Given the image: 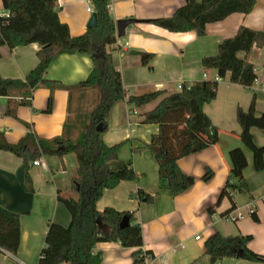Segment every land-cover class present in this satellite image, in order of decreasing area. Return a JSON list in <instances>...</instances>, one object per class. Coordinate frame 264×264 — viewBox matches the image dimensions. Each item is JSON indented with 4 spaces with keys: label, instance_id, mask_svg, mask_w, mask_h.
I'll return each mask as SVG.
<instances>
[{
    "label": "crops",
    "instance_id": "obj_1",
    "mask_svg": "<svg viewBox=\"0 0 264 264\" xmlns=\"http://www.w3.org/2000/svg\"><path fill=\"white\" fill-rule=\"evenodd\" d=\"M186 0H109L108 8L114 24L118 20L134 19L138 23L125 29L123 37H117L108 49L112 62L120 74L126 97L116 103L109 112L108 121H125L115 135H108L110 124L102 135L106 145L121 141L129 142L130 162L126 146L119 159L131 166L136 174L133 182H121L112 190H105L96 203L102 211L111 207L119 212H129L142 231V251L150 253L151 264H209L204 243L215 233L223 237L250 236L247 247L264 256V170L255 172L252 154L243 146L238 135L237 109L247 111L252 96H255L254 114H264V47H253L250 53H239L253 67L256 79L250 89L229 82V75L219 79L211 70H204L201 59L214 56L223 39L234 36L240 26L264 33V0H255L247 15L232 14L224 20L205 26L204 36L195 32L172 33L158 28L148 21L169 18L185 4ZM60 22L66 24L71 36L85 32L93 13L89 0H57ZM0 16H7L0 0ZM39 46L30 44L12 50L0 49V77L23 79L37 65L36 52ZM139 53L152 55L147 65L142 64ZM92 70L90 58L82 54H62L48 67L46 79L73 86L85 80ZM216 78L218 80H216ZM202 80L217 82L216 97L203 106V112L218 129V142L180 160L177 165L182 173L194 178V184L185 192L172 197L165 189L166 182L158 177L153 154L144 146L157 133L156 125L141 124L142 115L153 110L166 96L179 92L182 83ZM151 91L163 92L152 102L132 110L137 120L129 118L127 98ZM91 91H74L84 95ZM49 89L39 87L32 92L30 107L20 106L15 118L5 115L10 98L0 97V133L8 143H17L28 132L44 140L58 137L68 117V93L63 89L52 92L53 104L50 113H44ZM122 104V111L120 110ZM121 112L120 113L118 112ZM256 146L264 145V131L251 129ZM240 148L246 158L243 177L247 192L234 197L237 209L244 214L237 222L222 216L231 203L227 198L214 206L226 182L230 162L228 152ZM38 159L43 165L29 167L12 153L0 150V207L19 215L20 238L18 250L12 256L0 250V264H37L43 247L49 221L68 226L70 215L57 201V196L75 198L71 180L75 177L76 159L73 154L62 157L51 154ZM37 160V159H36ZM209 170L212 178L201 180ZM28 171L33 192L25 190V175ZM154 197L145 203L138 199V192ZM254 207L258 222L247 215V207ZM212 208L209 213L208 209ZM245 212V213H244ZM195 237H199L195 240ZM182 246V247H181ZM136 249L123 248L118 243H98L95 252L102 257V264H133Z\"/></svg>",
    "mask_w": 264,
    "mask_h": 264
},
{
    "label": "trees",
    "instance_id": "obj_2",
    "mask_svg": "<svg viewBox=\"0 0 264 264\" xmlns=\"http://www.w3.org/2000/svg\"><path fill=\"white\" fill-rule=\"evenodd\" d=\"M7 16H0V49L12 50L18 46L37 44V65L23 79L0 77V97L10 98L5 115L15 118V110L20 106L30 107L32 92L46 87L50 93L44 113L52 111V92L63 89L68 93V117L58 137L50 140L37 138L28 132L17 143L11 144L0 133V150L12 153L22 159L26 167L41 156L62 157L73 154L76 159L75 177L71 188L75 198L57 196L70 215V223L64 227L54 222L47 223V232L40 250L37 264H102V257L95 252L98 243H118L123 248H133V264L143 261L142 231L129 212H119L111 207L102 211L96 203L105 190L116 188L121 182H133L136 174L129 164L119 160L120 144L108 146L102 135L107 130L106 118L110 109L124 101L120 74L116 71L112 55L108 49L115 43V24L110 16L109 0H89L96 15L97 27L87 28L78 36H71L68 26L60 22L57 13V0H1ZM255 0H186L169 18L148 21L158 28L172 33L195 32L201 37L205 26L220 22L232 14H249ZM253 47H264V33L240 26L234 36L223 39L214 56L201 59L204 70H211L222 79L229 75V82L250 89L256 79L254 67L238 57L248 54ZM82 54L90 58L92 70L88 77L73 86L46 79L50 64L62 54ZM141 62L147 65L152 55L139 53ZM1 57V53H0ZM217 82L202 80L182 83L180 91L164 97L151 111L142 115L141 124L156 125L158 131L144 146L150 151L157 164L158 177L166 182L165 189L175 197L194 184V178L185 175L178 168V160L215 145L218 142V129L203 112V106L216 97ZM96 93V103L86 120L70 119L71 102L74 91ZM163 92L151 91L141 95H131L126 102L133 108L152 102ZM255 96H252L247 111L237 109V123L240 127L238 138L252 154L255 172L264 170V145L256 146L251 129L264 131V114H254ZM101 125L102 131L96 127ZM230 168L226 182L214 206L227 198L231 206L222 216L236 208L234 197L247 192L243 177L246 158L240 148L228 152ZM212 172L206 170L201 180L207 182ZM25 190L33 192L28 171L25 175ZM141 202L151 203L154 197L138 192ZM212 212V208L208 209ZM124 216L129 218L126 227L119 224ZM252 220L258 222L251 215ZM20 238L19 215L0 207V250L15 256ZM250 236L223 237L215 233L204 243L205 255L215 264L223 258L247 260L264 264V256L248 249Z\"/></svg>",
    "mask_w": 264,
    "mask_h": 264
},
{
    "label": "rangeland",
    "instance_id": "obj_3",
    "mask_svg": "<svg viewBox=\"0 0 264 264\" xmlns=\"http://www.w3.org/2000/svg\"><path fill=\"white\" fill-rule=\"evenodd\" d=\"M96 100L97 99H96L95 92H89L84 95H78V94L73 95L72 102H71V108H70V115H69L70 119L78 118L81 120H86L87 115L91 112V110L95 106ZM120 105L121 106L119 107H120V110L122 111V104ZM133 109L134 108L132 106L128 105L127 110L130 115L129 118L132 120H137L139 117H136L133 115V112H132ZM118 112L121 115V112L120 111ZM108 120H109V115L106 118L107 123L110 124L108 135H115L118 132V130H120L121 132L122 127L125 128V121H108ZM120 143H121V146L118 150V153L122 154L123 149H124L123 147L126 146L127 157L125 159V162H130V151H129V146H128L129 142L127 143L126 141H121V142H118L117 144H120ZM207 264L209 263L207 262ZM215 264H263V263L250 262L247 260H237V259H232V258H223L221 260H218Z\"/></svg>",
    "mask_w": 264,
    "mask_h": 264
},
{
    "label": "water",
    "instance_id": "obj_4",
    "mask_svg": "<svg viewBox=\"0 0 264 264\" xmlns=\"http://www.w3.org/2000/svg\"><path fill=\"white\" fill-rule=\"evenodd\" d=\"M138 21L134 19H125V20H118L115 22V33L117 37H123L125 29L129 27L130 25L136 24ZM97 27V19L96 15L94 13L91 14L90 19L87 23V28H95ZM97 132H101L102 128L101 125H98L96 127ZM129 222V218L127 216H124L123 219L121 220L119 227L124 228L127 226Z\"/></svg>",
    "mask_w": 264,
    "mask_h": 264
},
{
    "label": "built area",
    "instance_id": "obj_5",
    "mask_svg": "<svg viewBox=\"0 0 264 264\" xmlns=\"http://www.w3.org/2000/svg\"><path fill=\"white\" fill-rule=\"evenodd\" d=\"M216 80H218L217 78H216ZM43 165V161L42 160H40V159H37V160H35V161H33L32 162V165L33 166H39V165ZM247 215L248 216H251V215H253L254 214V207L252 206V205H248V207H247ZM243 217H244V214H242L238 209H237V207L233 210V211H231V212H229V213H227L226 215H224L223 216V218L225 219V220H228V221H230V222H237V221H239V220H241V219H243ZM198 238L199 237H195L194 239L195 240H198ZM182 247V246H181ZM143 256H144V259H143V261L142 262H140L139 264H151V259H152V257L151 256H147V255H144L143 254Z\"/></svg>",
    "mask_w": 264,
    "mask_h": 264
}]
</instances>
